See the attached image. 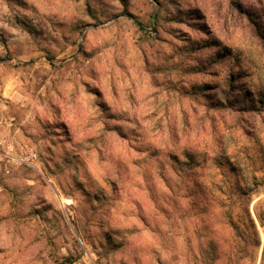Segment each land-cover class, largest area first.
I'll list each match as a JSON object with an SVG mask.
<instances>
[{"label": "rangeland", "instance_id": "obj_1", "mask_svg": "<svg viewBox=\"0 0 264 264\" xmlns=\"http://www.w3.org/2000/svg\"><path fill=\"white\" fill-rule=\"evenodd\" d=\"M256 212L264 0H0V264H264Z\"/></svg>", "mask_w": 264, "mask_h": 264}, {"label": "trees", "instance_id": "obj_2", "mask_svg": "<svg viewBox=\"0 0 264 264\" xmlns=\"http://www.w3.org/2000/svg\"><path fill=\"white\" fill-rule=\"evenodd\" d=\"M256 216L259 220V222L261 224H264V215L263 214H259L258 212H256ZM248 222L249 224L242 228L240 227L239 225L233 224V227H234V230L237 232V235L239 238L241 239H244L246 240L247 238L249 239V242L252 244L253 247H258L259 244H260V237H259V233H258V230L256 228V225L254 223V220L250 217V215L248 214ZM68 258L65 259V262L68 261L69 262V259L67 260Z\"/></svg>", "mask_w": 264, "mask_h": 264}]
</instances>
